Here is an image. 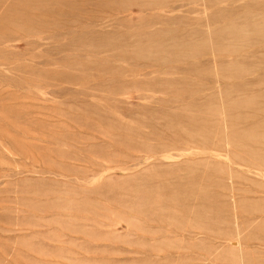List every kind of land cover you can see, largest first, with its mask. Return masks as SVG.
Returning <instances> with one entry per match:
<instances>
[{
    "label": "rangeland",
    "instance_id": "374dc122",
    "mask_svg": "<svg viewBox=\"0 0 264 264\" xmlns=\"http://www.w3.org/2000/svg\"><path fill=\"white\" fill-rule=\"evenodd\" d=\"M0 264H264V0H0Z\"/></svg>",
    "mask_w": 264,
    "mask_h": 264
}]
</instances>
